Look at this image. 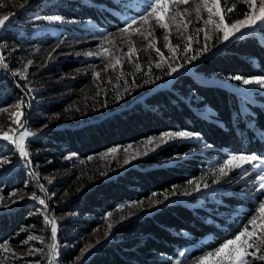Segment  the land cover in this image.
I'll list each match as a JSON object with an SVG mask.
<instances>
[{
  "label": "trees",
  "instance_id": "trees-1",
  "mask_svg": "<svg viewBox=\"0 0 264 264\" xmlns=\"http://www.w3.org/2000/svg\"><path fill=\"white\" fill-rule=\"evenodd\" d=\"M113 9L121 10L116 0H37L15 16L13 25L22 30L6 28L0 32V41L45 45L54 38L51 29L63 32L72 28L43 19L27 21L30 13L78 21L90 19L110 29L120 24ZM232 75L264 76V27L250 29L217 46L193 61L189 72H178L166 84L135 85L117 103L104 105L90 121L47 128L42 136L30 140L28 147L38 148L31 155L33 161L50 160L47 166L53 169L68 164L71 158L86 157L168 130L186 129L202 136L201 140L172 142L157 148L113 176L83 187L67 201L61 207L67 215L57 225L60 243L67 244L56 256L59 264H170L181 249L189 256L195 255L237 233L250 199L221 189L213 194L212 209L195 204L203 194H193L170 198L143 215L117 222L107 241L80 261L74 260L80 246L78 238L117 206L164 192L197 175L209 158L229 151L264 156V91L244 92L220 82ZM15 91L9 78L0 81V107L12 100ZM9 152L10 148L0 143V159L8 157ZM59 159L63 161L59 163ZM6 168L7 164L0 166V175L9 172L5 189L21 187L25 168ZM236 204L239 207L233 210ZM39 217L24 205L0 211V244L15 241L21 225L34 223L35 231H40ZM48 234L43 231L44 236Z\"/></svg>",
  "mask_w": 264,
  "mask_h": 264
},
{
  "label": "rangeland",
  "instance_id": "rangeland-1",
  "mask_svg": "<svg viewBox=\"0 0 264 264\" xmlns=\"http://www.w3.org/2000/svg\"><path fill=\"white\" fill-rule=\"evenodd\" d=\"M34 1L37 0H31L30 3ZM116 1L121 5V10L113 9L112 12L118 15L120 24H117L114 28L108 29L102 26L99 27L90 19H87V21H78L73 18H64V22L62 23L69 24L72 28L64 30L63 32L51 29L50 33L54 38L51 42L45 45L34 43L14 44L2 40L0 41V43L5 45L4 48H0V55L5 57V62L9 65L8 70L0 67V81L9 78L12 87L16 90L13 94L12 100L0 107L7 108V112H0V130H7L10 125L16 127V125L12 123L13 118L11 113L17 110L15 107L16 103L20 98H23L24 107L22 119L25 121V125L29 131L37 133L36 135L27 138L26 141L27 149L30 152V159L32 160V169L20 160L19 154L16 152L14 145L6 141H0V143L4 145L6 144L7 147L10 148L9 156L11 158L9 159L10 163L7 164L6 169L10 170L22 165L25 168L26 176L21 187L6 190L4 181L9 172L7 170L0 175V195L5 197L4 203L10 204V207H0V211H7L24 205L30 208L33 213H37L40 216L39 218H41L39 223L40 231H35L36 225L34 223L20 226L17 230L18 235H16L18 238L13 242L8 241V247L11 251L5 252L3 249H0V264H35V261H39L40 264H48L47 245L51 243V226L45 223V215H48L50 218H55L58 225V223L63 221L67 215V213L63 212L61 208L67 201L77 196L83 187L92 184L94 181L113 176L125 166L133 164L135 161L141 159L143 156L132 160L127 165H124L123 163L125 158L131 157L137 151H146L143 142L150 136L134 141V143L110 146L105 148V150L92 153L86 157L71 158L69 159L68 164L56 165L53 169H50L47 166L50 160L33 161L31 155L35 151H38V148L31 150L30 147H28L30 140L42 136L47 128L74 126L79 123H84V121L92 120L95 115L102 111L104 105L109 102L117 103L124 93L130 91L135 85L157 87L166 84L180 71L189 72L190 65L193 61L190 64H185L184 67L180 68L179 71L173 73L171 76L166 75L167 71H169L168 63H162L161 67L157 68L155 65L160 59L159 56L154 50L146 47L148 40H153V42L156 43V46L164 53L165 57H169L170 54L164 47L163 41V36L168 32L170 34L169 38L171 43L173 45H181L182 48L184 40L177 31L175 24L170 22L169 29H160L153 19L150 21V27L145 26V30L148 32H154L155 37L149 36L146 40L137 34H132L129 38L126 34L122 35L118 33L117 30L124 26V22L127 19L138 16L142 13L144 8L143 0ZM21 4H23V0H0V16L16 12ZM227 6L230 7L231 2H229ZM174 7L183 11L185 7L191 8L192 5H175ZM245 10L246 5H238L237 12H243ZM202 16L206 19L207 13H202ZM35 17L42 18V16H39L34 12L30 13L26 20H35ZM15 18L16 17L12 19L10 27L13 29L18 28L21 31V26L19 27L17 24L13 25L16 20ZM236 18H240V16L235 18L232 17V19ZM188 19L193 20V23L189 25L188 29L183 31L185 35H191L194 37L192 41L193 51L189 53H183L181 51L176 59L169 60L172 67H177L179 64H183L185 56L194 55L195 50L201 48L204 44L203 33L196 32L197 28L204 27L202 20L199 22L195 21L194 13L192 16L185 17V20ZM179 20L180 17H177V21ZM70 21L75 22L73 23ZM228 22L231 21L229 20ZM109 33L113 34V36L110 37L113 41L112 43H106L102 40V37ZM61 41H63V43H61ZM130 41L132 42L131 46L140 50L138 53L132 55L131 62H129L127 57L124 56V54L128 52ZM214 43L215 40L213 39L210 44ZM58 44L60 45L59 48L56 47ZM100 46L108 48L109 54L106 56L82 55V53L87 51L98 52ZM53 49H56V51L53 52ZM50 53L52 54L51 60H49ZM77 53H81V55H77ZM115 59H121V64H117L115 68L109 67L105 70V66L114 63ZM28 60H32L33 64L27 69V80H20L19 77L14 78L11 75V72L23 70ZM136 63L141 65L139 70L135 67ZM65 66L68 67L66 68ZM93 73H99V78L95 77ZM157 77H160V79H156ZM152 81L155 82L153 83ZM17 82L22 85L26 83L28 88L33 89V91L30 94H27V89L22 91L21 88L16 87ZM220 82L230 86L233 85L236 89L244 92H250L252 90L259 92L262 91L255 85L244 87L240 85L239 82H235L229 78H223ZM57 116L59 118H54ZM45 125H48V127L44 128ZM22 130L23 129H21V131ZM158 135L159 134L151 136ZM128 145H132V147L125 152L124 148ZM113 147H118L119 151L117 153H109L105 155V153L108 152V149ZM148 147L152 146L149 145ZM224 157L225 155L209 158L198 174L190 179H198L204 176L205 172H207L210 167L214 166L217 162L222 161ZM58 161L61 163L63 159H59ZM33 171L39 173L38 177L32 174ZM248 171L249 176L242 178L240 171L237 170L230 175V178L227 181H222L219 185H213L209 190L194 193L196 195L203 194L200 197L202 199L196 200L194 203L212 209L213 194L221 189L226 191L231 190V193L234 196L243 195L249 198L250 202L247 206L248 212L238 224V231H240L257 205V199L254 198L255 194L251 187V181L255 180L259 170L249 167ZM101 173L105 174L102 175ZM212 179L213 177L209 175L207 177V182L211 184ZM188 180L175 184L179 193H182L185 190L191 191V186L187 185ZM49 181H51V183H49ZM41 184L47 190V194L41 192L39 187ZM166 191L167 193H170L172 187L167 188L164 192L156 193V196H152V193L148 197L137 199L136 201H127L122 204L124 205L123 208L112 210L110 212L112 215L109 218H104L101 223L91 229L89 233L78 238V241H80L78 244L80 246L78 247L76 257L81 255V250L87 245L91 244L94 245V247L85 253L83 257H86L91 251H93L98 244L107 241L110 234L105 239V232L109 231V224L114 226L117 222H122L127 218L136 217L137 215H143V213H147L151 211V209L157 207L158 205L150 207L152 201L155 199L163 200ZM11 192H16V195L9 197L8 194ZM32 193H36L37 196L45 200L47 211H45L44 206L41 205L38 200L27 198L31 196ZM20 196L25 198L19 200L18 198ZM179 197L189 196L177 194L170 198ZM13 200H17L18 202L12 204L11 201ZM238 207V204H236L235 209L233 210H237ZM219 213L221 212L219 211ZM121 217H124V219L121 220ZM21 229H24V231H21ZM45 230L49 232L47 236L43 235V231ZM29 235L42 236L44 242L41 243L39 240H33L29 241L27 244L22 243V241L27 240ZM231 237L232 236L225 238L223 241ZM97 241H100V243H97ZM56 242L58 247L57 253L54 254V264H59L58 261H56V256L60 249L66 247L67 244L60 243L58 237ZM220 243L209 248V250L218 247ZM1 244H3V242ZM35 248L44 249V252L29 255V250ZM181 251H183V249L179 252ZM206 251L208 250L197 252L195 255L191 256L186 255L184 258H180L178 252L177 255L172 258V261L180 258L182 259V264H192L194 258L199 257ZM76 257L74 260H76ZM172 261L170 264H172ZM257 264H260V262H257Z\"/></svg>",
  "mask_w": 264,
  "mask_h": 264
},
{
  "label": "snow or ice",
  "instance_id": "snow-or-ice-1",
  "mask_svg": "<svg viewBox=\"0 0 264 264\" xmlns=\"http://www.w3.org/2000/svg\"><path fill=\"white\" fill-rule=\"evenodd\" d=\"M31 0H23V4L19 5V8L16 12H12L3 16H0V31L9 28L11 25L12 19L19 15V12L27 7L30 4ZM231 2V6L228 7V3ZM144 8L141 14L138 16L130 17L124 22V26L118 29V33L124 35L126 34L129 38L132 34H137L144 39H148L149 36L155 37L154 32H148L145 30V26L150 27V21L155 20L156 25L160 29H169L170 22L176 25V29L179 34L183 37V46L173 45L170 41V34L166 32L163 36L164 47L168 50L170 56L165 57L164 53L159 47L156 46V43L153 40H148L147 48H151L159 56V61L156 62V67H161L162 63H168L169 71L166 75L171 76L173 73L179 71L180 68L184 67L185 64H190L192 61H196L199 58L210 54L213 49L220 44H225L232 39L237 38L241 34H246V30L256 29L259 27H264V0H143ZM192 7H185L183 11L175 8V5H189ZM246 5V10L239 14L240 18L232 19L233 15L238 11V5ZM195 14V21L199 22L202 20L204 27L197 28V33H203L204 44L201 48L195 50L194 55L185 56L184 63L179 64L177 67H172L169 60L176 59L181 51L183 53H189L193 51L192 41L194 39L191 35H185L183 30L189 28V25L193 23V20H185V17L192 16ZM202 13H207V18L204 19ZM177 17H180V20L177 21ZM35 20L43 19L49 23L52 22H64V18L58 15L45 16V17H35ZM231 22H228V21ZM75 22V21H70ZM113 34L109 33L102 37V40L106 43H112L110 39ZM215 40L214 44H210L212 40ZM198 42V41H197ZM63 43V41H61ZM132 42L130 41V46L128 52L124 54L127 57L128 61L131 62L132 55L138 53L140 50L131 46ZM5 45L0 43V48H4ZM57 48L60 47L58 44ZM119 50V49H118ZM56 49H53L55 52ZM109 54V49L103 46H100L98 52L87 51L82 53L84 56H106ZM51 53L49 54V60H51ZM81 55V53H77ZM33 64L32 60H28L24 66L23 70L12 71L11 75L19 77L20 80H27V69ZM117 64H121V59H115V62L106 65L105 70L109 67L115 68ZM46 66V65H45ZM0 67L5 70L9 69L8 63L5 62V57L0 55ZM136 69L139 70L141 65L136 63ZM93 75L99 78V73H93ZM156 79H160L157 77ZM230 80L238 81L240 85L244 87L257 86L260 90H264V76H248L244 77L241 75H232L229 77ZM153 83L155 81H152ZM147 83V81H146ZM16 87L21 88L23 91L27 89V94H30L33 89L28 88L27 84L16 83ZM11 107V106H9ZM16 111L11 113L13 118L12 123L16 127L11 125L7 130H0V141H6L14 145L16 152H18L20 160L23 161L30 169H32V160L30 159V152L27 149V138L36 135L29 131L25 125L23 117V107L24 100L20 98L16 103ZM0 112H7V108H0ZM54 118H59L54 117ZM48 125H45L44 128H47ZM21 129H23L21 131ZM18 133V134H17ZM201 140L202 136L199 132H193L186 129L183 130H168L161 132L158 136H150L143 143L146 148V151L139 152L137 151L129 158H125L123 163L124 165L129 164L132 160H135L139 157L146 156L149 152L155 151L157 148H160L166 144L172 142L188 141V140ZM151 145L152 147H148ZM210 147V145H205ZM132 145H128L124 148V151L127 152ZM119 151L118 147H113L108 149L109 153H117ZM10 160L8 157L0 159V166L4 164H9ZM259 170V173L256 175L255 180L251 181V187L254 190V198L257 199V205L255 206L250 218L247 220L246 224L238 231L234 236L229 239L224 240L219 244L218 247L204 252L199 257L193 259L192 264H264V156L258 155L257 153H245V152H233L229 151L225 154V157L222 161L217 162L214 166L210 167L204 176L200 178H193L187 181V185L191 186V191L185 190L182 193H179L177 186H172V191L170 193L164 194L163 200L155 199L152 201L151 206H157L165 203L170 199L171 196L181 194L184 196H191L194 193H200L204 190H209L213 185H219L222 181H227L230 178V175L235 171L239 170L242 178L249 176L248 168ZM33 175H39L38 172L33 171ZM104 175L105 173H101ZM211 175L213 177L211 184L207 182V177ZM51 183V181H49ZM41 192L47 194V190L41 184L39 185ZM79 191V189H78ZM16 195V192H11L8 194L9 197ZM54 195V194H53ZM156 193H153L152 196H156ZM25 197L20 196L18 199L23 200ZM28 199L38 200V202L44 206L45 211H47V204L44 199L32 193L31 196L27 197ZM50 198V197H49ZM5 197L0 195V207H10V204L4 203ZM17 200L11 201L12 204L17 203ZM141 203V202H135ZM124 205L117 206L118 210L123 208ZM112 213H107L105 219L109 218ZM45 223L51 226V243L47 245L48 252V264H54L55 255L57 253V233L58 226L57 220L55 218H50L48 215L44 217ZM124 217H121L123 220ZM113 227L112 224L108 225L109 231L105 232V239L109 236L110 230ZM24 231V229H21ZM39 240L41 243L44 242L42 236L29 235L27 240L22 241V243L27 244L29 241ZM100 243V241H97ZM94 245H87L81 250V255L76 257L77 261H80L81 258L87 253ZM0 249H3L5 252L11 251L8 247V241H4L3 244H0ZM44 252V249L35 248L29 250V255H34L36 253ZM179 257H186V251L179 252ZM177 258L172 261V264H182V259ZM35 264H40L39 261H35Z\"/></svg>",
  "mask_w": 264,
  "mask_h": 264
}]
</instances>
